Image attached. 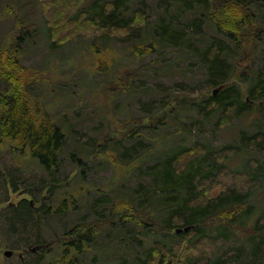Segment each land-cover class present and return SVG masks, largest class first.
Segmentation results:
<instances>
[{"label": "rangeland", "instance_id": "374dc122", "mask_svg": "<svg viewBox=\"0 0 264 264\" xmlns=\"http://www.w3.org/2000/svg\"><path fill=\"white\" fill-rule=\"evenodd\" d=\"M114 1L0 0V68L7 73L9 54L17 48L23 50V88L28 90L30 105L36 115L47 112L67 134L60 154L63 160L54 176L44 170L30 149L9 139L0 143V247L17 251L12 257L1 254L0 264H41L29 247L56 242L79 223L106 220L113 212L115 198H126L133 209L155 211L154 199L161 195L159 189L154 191L156 180L171 173L169 166H164L167 158L194 144L215 151L227 147L238 150L228 157L226 174L216 175L217 184L209 194L218 196L237 180L252 189L251 209L228 230H221L217 223L205 226L197 236L191 230L180 234L188 241L203 234L220 237L223 242L213 249L216 256L237 251L236 263L248 264L254 243L249 221L254 223L264 215V149L244 142L242 135L264 131V94L257 102L247 97L256 113H243L223 125L220 110L204 114L201 99L192 98L211 97L214 89L224 84L212 85L224 74L221 71L219 78L212 76L204 58L214 41L224 47V73L235 71L234 79L247 95L253 78L264 71V36L262 46L237 51L213 28L199 0H123L121 7L128 8L131 18L142 10L148 22L112 30L103 27L100 19L105 7ZM251 1L258 23L264 27V0ZM70 5L84 7V15L100 24H68ZM163 21L184 30L187 41L180 46L163 43L153 51L139 52L136 46L161 37L159 23ZM26 32L31 35L18 45L19 36ZM7 84L0 79L3 96L13 93ZM160 118H165V126L159 124ZM250 172L259 177L255 186L244 175ZM69 193L65 207L77 210H69L67 217L39 216L44 208H59V198ZM166 195L163 203H167ZM24 200L27 203L22 206ZM30 203L32 209L28 208ZM132 208L125 215L132 214ZM163 210L160 206L157 212ZM164 213L157 214L160 224ZM136 221L120 220L101 229L91 248L80 256L82 264H138L155 244L170 248L168 234L153 233ZM208 241L203 239L200 246L188 243L195 254L185 262L191 264L197 253H205L204 247H210ZM20 252H24L22 259Z\"/></svg>", "mask_w": 264, "mask_h": 264}, {"label": "trees", "instance_id": "16d2710c", "mask_svg": "<svg viewBox=\"0 0 264 264\" xmlns=\"http://www.w3.org/2000/svg\"><path fill=\"white\" fill-rule=\"evenodd\" d=\"M200 1H203V8H205L213 28L226 37L237 51H242L245 47L255 48V46L259 47L260 44L262 46L264 27L258 23V16L251 7V0ZM122 4L123 0H116L110 6L105 7L106 13H103L102 19H100L102 25L104 24L103 27L113 30L126 28L130 24L144 26L148 22L145 12L137 10L131 18L128 15V8L121 7ZM76 6L70 5L67 10L72 13L69 15L70 18L68 17L69 20L67 18L68 24L79 23L84 25L87 23L92 24L90 27H96L98 21L86 17L84 7L81 9V7L77 8ZM119 9L121 10L120 13H118ZM46 20L47 23H50L49 18L46 17ZM51 28L52 26L49 25L50 31ZM159 29L161 30V37L143 46H136L139 52L151 51V49L153 51L154 48L156 49L163 43L180 46L188 39L184 30L176 29L171 23L166 24V21L159 23ZM29 32L19 36L18 45H20L21 40L29 38L27 37L31 35ZM152 37L154 38V36ZM223 56H225L224 47L218 41L212 42L204 52V58L211 75H217L219 78L221 71L223 72L222 75L224 74L220 79H215L212 82V85L224 83L219 86L221 87L220 92L211 97L202 95L192 98L193 100L201 99V103L205 106L204 114H209V111L220 110L219 122L222 125L231 119L238 118L243 113L252 116L256 112L255 106H252L250 102H257L264 94V71L256 74L247 95H244L241 86L237 83L238 80L234 79L235 71L228 74L230 77L224 73L226 72L227 61ZM23 62V50L17 48L9 54L7 73L4 68H0V79L8 83L7 89L12 87L14 89L9 96H3L0 88V143L9 139L24 149H30L32 155L40 160L44 170L50 176H54L59 171L63 160L60 154L66 147L67 134L47 112L36 115V111L33 110L29 102L28 90L23 88L26 69ZM20 73H22L21 77ZM228 80L231 81L226 83ZM247 97H249L250 102L247 101ZM263 122L262 119L261 123ZM159 124L165 126V118H160ZM242 139L259 150L264 149V131H257L248 136L243 134ZM230 149L233 152H230ZM237 152L238 150L234 147L215 151L209 150L201 144H194L178 151L175 155L168 157L167 160H169L164 164V166L168 165L171 171L167 176L168 178L165 177L166 174H161L160 179L157 178L156 180L154 191L157 192L159 189L161 195H157L154 199L155 211L133 209V204L126 198H115L113 212L106 220L79 223L57 238L56 242L46 241L37 244V250L34 254L39 257L41 264H82L80 256L91 248V243L101 229L118 223L120 220L137 218V225L151 228L153 233L165 232L172 239L170 248L161 247L159 244L152 246L147 250L146 257L141 258L138 264H187L185 261L190 260L189 257L195 254L191 251L192 247L188 243L191 245L199 244L200 246V242L205 238L210 240L208 241L209 249L206 250L204 247L205 253H197L196 260L191 264H237L235 260L239 255L237 251L233 254L223 252L216 256L218 253L213 249L218 248L219 244L223 242L220 237L212 238L210 235L203 234L196 239L189 237L188 241V238L184 239V234L176 232L177 228L192 226L190 230L197 236L205 226L212 227L217 223L221 230H228L230 226L237 225V220L243 218L242 215L251 209L249 198L252 189L244 188V185L238 184L237 180L224 187L225 190L218 196L213 197L209 194L211 188L217 184L215 182L219 176L216 175L226 174V161L229 156H235ZM71 156L75 158L76 154L72 153ZM259 166V164L255 165L254 170ZM244 175L255 186V182L259 178L258 175L251 172L250 174L244 173ZM69 195L70 193L59 198L57 202V204L60 203L59 208L54 209V205L52 208H44L39 216L67 217L69 210H77V208L65 207V204L70 200ZM164 195H166L165 202L167 203H163ZM26 203L27 200H24L21 205H26ZM160 206L164 207L165 213L163 211L157 212ZM28 208L32 209L31 203ZM129 208L134 211L131 212L132 214L125 215ZM115 211L121 213L116 215ZM163 213V224H160L157 216ZM248 229L250 239L254 242L248 252L247 257L250 258L248 264H264V215L254 223L249 221ZM190 241L194 242L191 243ZM56 245H60V247H55ZM31 248L29 247V249ZM23 251L29 252L28 248ZM117 264L126 263L123 261Z\"/></svg>", "mask_w": 264, "mask_h": 264}, {"label": "water", "instance_id": "95a60500", "mask_svg": "<svg viewBox=\"0 0 264 264\" xmlns=\"http://www.w3.org/2000/svg\"><path fill=\"white\" fill-rule=\"evenodd\" d=\"M220 90H221V87H217V88H215L214 91H213V94H214V95H217V94L220 92ZM191 228H192V226H186V227H184V228H177V229H176V232H177V233H181V232H183V231H189ZM32 250H33V251H36V248H33ZM2 253H3L6 257H12V256H14V255L16 254V251H15V250H12V249H3V248H0V256H1ZM21 256H22V255H21Z\"/></svg>", "mask_w": 264, "mask_h": 264}, {"label": "flooded vegetation", "instance_id": "af4514ba", "mask_svg": "<svg viewBox=\"0 0 264 264\" xmlns=\"http://www.w3.org/2000/svg\"><path fill=\"white\" fill-rule=\"evenodd\" d=\"M30 250V249H29ZM31 250H32V248H31ZM20 257H23V256H20Z\"/></svg>", "mask_w": 264, "mask_h": 264}]
</instances>
